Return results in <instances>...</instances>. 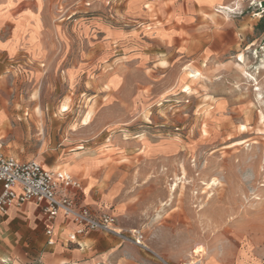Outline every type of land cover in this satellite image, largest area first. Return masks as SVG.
Instances as JSON below:
<instances>
[{
    "label": "rangeland",
    "instance_id": "1",
    "mask_svg": "<svg viewBox=\"0 0 264 264\" xmlns=\"http://www.w3.org/2000/svg\"><path fill=\"white\" fill-rule=\"evenodd\" d=\"M146 2L148 19L124 16L125 0H51L67 50L104 75L70 84L44 63L0 58L3 154L70 172L84 193L92 177L107 202L118 192L122 213L102 212L128 238L141 230L148 264H232L239 254L264 264V0H209L195 14L192 62L162 52L155 71L127 64L115 38L161 32L152 27L164 1ZM209 30L225 44L213 60L200 55ZM10 210L0 264H39L40 217Z\"/></svg>",
    "mask_w": 264,
    "mask_h": 264
},
{
    "label": "crops",
    "instance_id": "2",
    "mask_svg": "<svg viewBox=\"0 0 264 264\" xmlns=\"http://www.w3.org/2000/svg\"><path fill=\"white\" fill-rule=\"evenodd\" d=\"M146 1L136 0L140 5L138 9L147 4ZM161 1H164L165 15L161 16L160 22L152 27H160L161 32L149 35L145 33L146 36L143 38H140L134 31L115 34V38L124 45L127 64L138 65L139 69L144 68L146 71H155L159 67L160 61L158 60L162 52L168 53L171 60L181 58L183 62H192L196 54L194 39L202 35L200 33L197 37L195 36V14H198L197 10L208 7L209 0ZM125 2L124 16H145L148 19V12L128 9L131 0H125ZM136 2L133 5H137ZM52 13L51 0H0V58L3 56L9 59L16 58L23 60L22 62L28 65L44 63L42 66L46 65L49 71L62 70L65 81L70 84H74L78 79H83V76L87 79V74H93L97 64L92 63V60L84 62V56H75L70 49L67 50L68 42L70 43L71 39L66 31V26L53 20ZM204 34L205 37H202L206 41L201 45L203 50L200 55H206L208 60H213L223 54L225 51L223 36L211 30ZM202 37L200 39L203 40ZM103 75L100 73V75L93 74L91 76ZM113 75L115 73L104 76L105 83ZM117 77L119 76L117 75ZM118 82L116 83L118 84ZM45 168L50 169L49 167ZM75 178L77 177L75 176ZM85 178H91L92 184L87 193H84L82 180L77 178L82 184L78 203L93 213L109 210L116 205L117 208L112 213L120 215L123 208L117 201L118 192L113 196L112 201L107 202L105 200L107 193L103 192L101 195L91 193L95 181L92 177ZM40 207L34 202H29L23 209H12L9 213L12 215L14 211L27 219L34 217L35 213L40 217L46 248L40 254L39 264L149 263L146 249L135 246L124 234L117 236L103 232H87L78 237L76 243H68L67 236L76 230V226L70 219L62 215H59L51 226L53 230L51 240L54 245L47 246L48 238L45 236V230L49 225L43 220ZM169 264L173 263L169 261ZM232 264L262 263L254 261V258L245 254H239Z\"/></svg>",
    "mask_w": 264,
    "mask_h": 264
},
{
    "label": "built area",
    "instance_id": "3",
    "mask_svg": "<svg viewBox=\"0 0 264 264\" xmlns=\"http://www.w3.org/2000/svg\"><path fill=\"white\" fill-rule=\"evenodd\" d=\"M81 191L80 180L70 173L47 169L35 160L6 156L0 142V214L5 215L9 209L21 210L29 202L40 205L42 218L49 225L45 230L47 246L54 245L51 226L59 215L76 226V230L67 236L68 243H76L78 237L87 232L122 235L116 230V219L112 214L93 213L78 203ZM128 234L135 246L146 249L140 229H130Z\"/></svg>",
    "mask_w": 264,
    "mask_h": 264
},
{
    "label": "bare ground",
    "instance_id": "4",
    "mask_svg": "<svg viewBox=\"0 0 264 264\" xmlns=\"http://www.w3.org/2000/svg\"><path fill=\"white\" fill-rule=\"evenodd\" d=\"M192 74H195L194 71H191ZM86 173V172H85ZM80 174V173H79Z\"/></svg>",
    "mask_w": 264,
    "mask_h": 264
}]
</instances>
